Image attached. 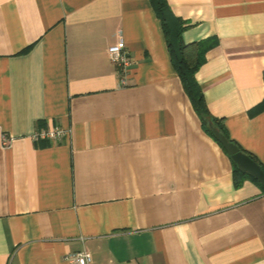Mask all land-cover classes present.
<instances>
[{
  "label": "crops",
  "instance_id": "obj_1",
  "mask_svg": "<svg viewBox=\"0 0 264 264\" xmlns=\"http://www.w3.org/2000/svg\"><path fill=\"white\" fill-rule=\"evenodd\" d=\"M211 113L264 165V0H167ZM123 35L121 72L109 45ZM61 127L57 141L35 140ZM8 143H4V138ZM263 264L264 188L237 187L150 0H0V264Z\"/></svg>",
  "mask_w": 264,
  "mask_h": 264
},
{
  "label": "trees",
  "instance_id": "obj_2",
  "mask_svg": "<svg viewBox=\"0 0 264 264\" xmlns=\"http://www.w3.org/2000/svg\"><path fill=\"white\" fill-rule=\"evenodd\" d=\"M150 2L156 15L161 20L173 67L179 75L184 90L189 96L205 131L221 145L216 139L212 127L218 129L230 141L234 142L240 150L261 164L264 169V165L259 162L255 155L244 149L237 141L230 137L224 118L217 117L211 113L205 99L203 88L197 80L196 74L207 61V52L217 43V38L208 37L193 42H185L183 33L189 27L188 23L173 13L167 0H150ZM261 106H264V103ZM224 151L226 152L225 149ZM232 162L233 178L237 187L241 186L246 179L250 178L264 188V185L258 179L242 171L235 161L232 160Z\"/></svg>",
  "mask_w": 264,
  "mask_h": 264
},
{
  "label": "built area",
  "instance_id": "obj_3",
  "mask_svg": "<svg viewBox=\"0 0 264 264\" xmlns=\"http://www.w3.org/2000/svg\"><path fill=\"white\" fill-rule=\"evenodd\" d=\"M107 52L110 59L115 63L122 74V77L120 78L121 85H125L127 83L126 75L128 66L131 62V58L129 56V51L127 49L125 38L123 37V35H120L118 37L116 43L108 46ZM67 133L68 132L65 129L61 127H55L51 130L46 129L36 132L33 134V138L35 140L47 138L52 141H57L59 139H62ZM4 141L5 144L8 143V139L6 137L4 138ZM66 259L70 262V264H91L92 254L88 249H83L71 255H67Z\"/></svg>",
  "mask_w": 264,
  "mask_h": 264
},
{
  "label": "water",
  "instance_id": "obj_4",
  "mask_svg": "<svg viewBox=\"0 0 264 264\" xmlns=\"http://www.w3.org/2000/svg\"><path fill=\"white\" fill-rule=\"evenodd\" d=\"M216 139L221 143L227 154L236 162L238 167L256 179H258L264 185V169L261 164L255 161L250 155L240 150V148L232 141H230L221 131L213 128Z\"/></svg>",
  "mask_w": 264,
  "mask_h": 264
}]
</instances>
